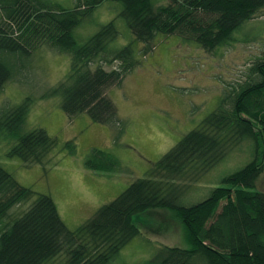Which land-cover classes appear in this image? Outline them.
Returning <instances> with one entry per match:
<instances>
[{"label":"trees","instance_id":"trees-1","mask_svg":"<svg viewBox=\"0 0 264 264\" xmlns=\"http://www.w3.org/2000/svg\"><path fill=\"white\" fill-rule=\"evenodd\" d=\"M105 1L120 2L117 17L145 44V54L159 34L178 35L212 52L231 42L233 33L264 9V0H76L69 8L49 0H0V91L13 76L2 54L30 55L45 44L72 58L70 71L52 89V95L61 96L62 109L69 116L87 113L97 123H119L117 107L106 92L137 66L133 44L109 50L119 36L116 18L84 43L74 34ZM104 64L115 67L108 70ZM245 76L227 88L216 108L146 176L74 230L50 195L24 186L0 163V264H110L140 234L134 217L156 209L173 211L190 247L162 244L141 264H264V191L257 187L264 171V54L248 65ZM30 99L0 110V130L15 139L10 157L35 164L50 155L57 139L42 127L23 131ZM246 142H251L252 158L244 166L225 175L206 198L182 202L192 184ZM66 147L75 153L77 144L69 140ZM86 166L105 173L122 168L100 148L88 156Z\"/></svg>","mask_w":264,"mask_h":264},{"label":"rangeland","instance_id":"rangeland-1","mask_svg":"<svg viewBox=\"0 0 264 264\" xmlns=\"http://www.w3.org/2000/svg\"><path fill=\"white\" fill-rule=\"evenodd\" d=\"M49 1L67 8L76 2ZM120 10V2L105 1L74 29L77 41L84 43L103 24L116 18L119 36L110 43L109 50L133 44L137 66L121 85L106 92L117 107L119 123H97L87 113L69 116L61 107V96L52 95V89L71 69L70 53L42 44L30 55L2 54L13 67V76L0 91V110L30 97L23 131L42 127L57 139V145L42 163H26L8 155L15 139L8 131L0 130V163L24 186L50 195L73 230L135 179L146 176L164 153L216 108L227 88L245 79L248 65L264 54V9L235 31L231 42L212 52L178 35L159 34L146 54L145 44L136 40L125 21L117 17ZM115 64L104 66L109 70ZM95 66L97 63L91 67ZM69 140L77 144L75 153L66 147ZM95 148L113 154L122 168L110 173L87 168L86 159ZM251 151V142L238 146L192 184L182 202L192 204L209 196L225 175L252 158ZM257 187L264 191V171ZM31 202L18 205L13 214ZM134 221L140 234L110 264H141L162 244L190 247L184 225L172 210L147 211L136 215Z\"/></svg>","mask_w":264,"mask_h":264}]
</instances>
